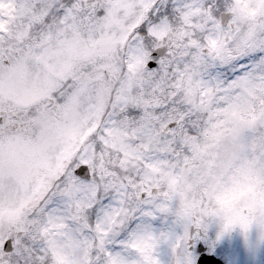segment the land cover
I'll use <instances>...</instances> for the list:
<instances>
[{
    "label": "snow or ice",
    "instance_id": "obj_1",
    "mask_svg": "<svg viewBox=\"0 0 264 264\" xmlns=\"http://www.w3.org/2000/svg\"><path fill=\"white\" fill-rule=\"evenodd\" d=\"M264 243V0H0V264H222Z\"/></svg>",
    "mask_w": 264,
    "mask_h": 264
},
{
    "label": "rangeland",
    "instance_id": "obj_2",
    "mask_svg": "<svg viewBox=\"0 0 264 264\" xmlns=\"http://www.w3.org/2000/svg\"><path fill=\"white\" fill-rule=\"evenodd\" d=\"M217 228L215 225L209 228L207 236L213 232L214 243L224 245L225 257L229 264H264V243H257L255 230L246 243L239 228H234L230 233H225L219 239L216 238ZM207 242V241H206ZM209 242V241H208Z\"/></svg>",
    "mask_w": 264,
    "mask_h": 264
},
{
    "label": "flooded vegetation",
    "instance_id": "obj_3",
    "mask_svg": "<svg viewBox=\"0 0 264 264\" xmlns=\"http://www.w3.org/2000/svg\"><path fill=\"white\" fill-rule=\"evenodd\" d=\"M234 232H230V237H233ZM207 241V242H206ZM209 241V242H208ZM198 243H201L202 246L204 247V252L205 254H211L213 256H215L217 259H222L224 261L225 259V255L226 254H229V253H226L225 254V247L224 245H220V244H216L214 243V238L212 236L209 235V237L207 236V239L206 240H201L199 241ZM200 254V253H199ZM228 264V262H227Z\"/></svg>",
    "mask_w": 264,
    "mask_h": 264
}]
</instances>
